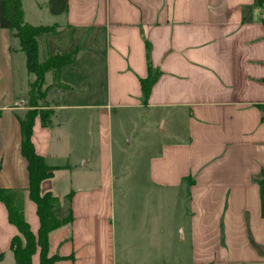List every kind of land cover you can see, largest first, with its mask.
I'll return each instance as SVG.
<instances>
[{"label": "crops", "instance_id": "1", "mask_svg": "<svg viewBox=\"0 0 264 264\" xmlns=\"http://www.w3.org/2000/svg\"><path fill=\"white\" fill-rule=\"evenodd\" d=\"M23 10L28 24L58 25L40 40L42 60L78 49L32 107L35 75L0 0V186L22 192L38 237L20 123L36 109L35 149L58 167L41 190L73 194L72 222L50 237L55 264H264V4L24 0ZM17 233L0 200V264H17Z\"/></svg>", "mask_w": 264, "mask_h": 264}, {"label": "trees", "instance_id": "2", "mask_svg": "<svg viewBox=\"0 0 264 264\" xmlns=\"http://www.w3.org/2000/svg\"><path fill=\"white\" fill-rule=\"evenodd\" d=\"M23 1L4 0L5 15L11 22L14 36L19 38L20 49L26 53L28 71L35 75V79L30 81V98L31 106L36 108L38 100L44 98L47 93L48 88L45 87L47 73L51 72L54 82L59 84L62 68L76 60L78 49L56 53L42 60L40 40L48 34L55 33L58 25L28 24L24 18ZM263 1L258 0V3L263 5ZM156 77L157 74L153 69H150V75L141 81L145 100L150 94ZM43 112V121L47 123L50 110ZM37 113L36 109H31L25 117H20V123L23 137L22 153L28 161L30 175L29 197L37 204L40 217L38 237L32 231L25 216L22 192L0 186V200L7 206L10 221L18 228V233L13 238L11 245L17 264H32V256L38 245L41 247V264H55L59 256L50 255L51 234L73 220L72 193L61 198L51 191L42 192L41 190L43 180L51 177L58 167L48 165L44 157L35 149L32 130Z\"/></svg>", "mask_w": 264, "mask_h": 264}, {"label": "rangeland", "instance_id": "3", "mask_svg": "<svg viewBox=\"0 0 264 264\" xmlns=\"http://www.w3.org/2000/svg\"><path fill=\"white\" fill-rule=\"evenodd\" d=\"M34 96H36V95H34ZM38 105H39V103H38ZM44 111H48V110H44ZM138 144H139V139L138 138H136V139H134V144L132 143V146H138Z\"/></svg>", "mask_w": 264, "mask_h": 264}, {"label": "built area", "instance_id": "4", "mask_svg": "<svg viewBox=\"0 0 264 264\" xmlns=\"http://www.w3.org/2000/svg\"><path fill=\"white\" fill-rule=\"evenodd\" d=\"M264 16V15H263Z\"/></svg>", "mask_w": 264, "mask_h": 264}]
</instances>
